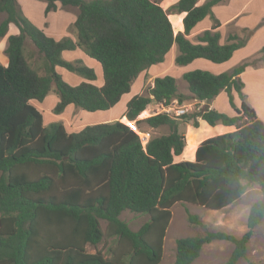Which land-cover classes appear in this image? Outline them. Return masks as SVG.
I'll list each match as a JSON object with an SVG mask.
<instances>
[{
    "label": "trees",
    "instance_id": "1",
    "mask_svg": "<svg viewBox=\"0 0 264 264\" xmlns=\"http://www.w3.org/2000/svg\"><path fill=\"white\" fill-rule=\"evenodd\" d=\"M42 1L45 13L55 10L56 2L77 8L69 26L75 40L45 35L22 13L17 0H0L4 14L0 37L9 23L18 28L17 34L7 37L8 64H0V264H159L174 204L222 209L257 183L261 198L251 204L240 237L206 230L175 240L174 264H191L202 246L213 240L234 244L222 264L245 257L253 229L264 220V123L245 101L239 75L247 66L264 64V45L257 55L224 72L194 69L182 74L189 98L208 102L225 91L233 115L203 108L178 117L159 112L137 119L151 103L186 100L177 91L176 78L167 74L155 77L146 95H133L124 112L138 129L141 123L167 126V133L149 134L143 145L122 119L68 132L60 121L44 125L31 100L41 102L54 91L56 114L69 104L89 112L107 110L130 91L140 72L164 61L173 44L176 65L197 58L221 63L244 46L246 38L230 33L227 42L220 43V23L212 7L222 0L172 4L171 13H185L183 32L176 34L161 0ZM206 16L213 21L211 27L192 41L190 31ZM26 39L42 55L44 73L28 63L23 52ZM75 48L100 64L101 85L89 81L71 85L55 70L60 66L87 80L96 78L80 60L62 58L63 50ZM233 92L241 100L239 107ZM199 118L209 125H234L235 130L201 141L194 160L174 162L173 156L185 146L178 119L198 127ZM125 210L147 214L148 219L132 230L120 218ZM185 211L190 223L202 224L197 214ZM101 220L106 223L104 230ZM104 238L113 239L109 256L86 251L87 244L96 247Z\"/></svg>",
    "mask_w": 264,
    "mask_h": 264
},
{
    "label": "crops",
    "instance_id": "2",
    "mask_svg": "<svg viewBox=\"0 0 264 264\" xmlns=\"http://www.w3.org/2000/svg\"><path fill=\"white\" fill-rule=\"evenodd\" d=\"M177 1L178 0H161L159 4L164 9V7L162 6L163 3L164 6L166 5V10H168V8ZM204 1L205 0H197V4H202ZM17 2L20 5L22 13L36 27L41 29L45 35L56 40L64 36H70L73 40H75L74 35L70 34V32L68 31V27L74 22L76 18V7L69 6L70 8H63L59 2H56V9L45 13V1L17 0ZM37 11L39 13V16L36 13ZM212 13L214 15V18H216V20H218V22L220 23V43H226L227 35L230 33H238L241 37L246 38L244 46L236 49L230 59L225 62L213 63L204 58H197L187 63L186 65H176L174 62V58L177 54V48L176 45L173 44L166 54L164 61L152 64L146 70L140 72L135 79V81H138V85H134V81L131 84L130 91L123 94L120 100L114 106L107 110L89 112L76 108L72 104H69L61 113L56 114L53 112V107L58 101L57 96L52 99L48 107L43 108L42 106V102L47 95L41 102L31 100V103L41 112L44 125H48L50 122L60 121L63 123L65 129L68 132H75L88 124L112 122L115 120L122 121L125 117L124 112L126 109L127 101L133 95L140 92L139 83L144 82L145 76H147L148 79V75H150L153 81V79L157 76H164L169 74L175 77L177 82L182 81V74L184 72L194 69H202L214 74H218L230 69L240 61L258 54L259 49L264 45V0H222L212 7ZM184 15V12L168 13V18L171 24L173 23L172 20L175 22V25L172 24L174 34L183 32L182 19ZM171 17L173 18L171 19ZM212 22L213 21L209 16L204 17L194 26V28L190 31L188 37L193 41L197 34L201 33L205 29H209L212 25ZM17 33L18 28L16 27L14 30L13 23H9L7 33L3 37H0V49H2V51L0 50V64L3 66H6L8 64V57L4 51L7 44V42L5 41V37H8V35L10 34ZM62 56L66 58V60H80L84 65L93 68V70L94 68L97 70L95 73L96 80H87L80 75L74 76L65 72L63 70L64 67H55V70L61 76H63L64 74V76L68 78V81L71 85H76L81 81H89L96 85H101L103 83L100 64L98 62H94L95 60L92 61V58L89 57L80 48L63 50ZM60 71L63 72V74ZM239 77L243 82L242 93L245 95V101L254 109L257 117L264 123V64L257 67L247 66L239 75ZM233 101L236 107L240 106L241 100L237 93L233 96ZM202 105L203 107H206L208 109H215L229 115L234 114V110L228 102L227 94L225 91H221L217 96H215L208 102L202 101ZM138 117H140L138 119H142L146 116L139 115ZM125 121L127 123L129 122L128 120ZM198 122V127H193L190 122L180 123L179 130L185 136V146L187 144V136L189 132L192 134H196L198 133V129L200 128H210V130L199 141H195L193 143L192 152L188 154V156L184 155L183 150L179 155H174V162L182 160H194L195 150L201 141L208 137L232 132L235 130L234 125H224L221 123L209 125L201 118L198 119ZM157 131L158 129L150 127L146 133H157Z\"/></svg>",
    "mask_w": 264,
    "mask_h": 264
},
{
    "label": "rangeland",
    "instance_id": "3",
    "mask_svg": "<svg viewBox=\"0 0 264 264\" xmlns=\"http://www.w3.org/2000/svg\"><path fill=\"white\" fill-rule=\"evenodd\" d=\"M162 6L166 10V5L164 6V4L162 3ZM166 11L167 13L170 12L169 9ZM36 13L39 16L38 11ZM2 17H4L3 13L0 14V21ZM172 18L173 17H171V19ZM172 22H173L172 24L175 25V22L173 20ZM13 28L14 30L16 28L14 24H13ZM69 28L70 27H68V31L70 32V34L73 35L72 29ZM5 41L7 42V37H5ZM0 50L2 51V49ZM23 52L30 66L36 69L39 73H44L42 55L38 53L35 46L28 39H26L24 42ZM62 58L66 60V58H64L63 56ZM91 60L94 61V59ZM66 61H71V60H66ZM94 62L97 61L95 60ZM63 70L71 75L79 76L78 74L69 71L65 68ZM96 71L97 70L94 68L95 73ZM61 73L63 74V72ZM62 78L64 81L69 83L68 78L64 76V74ZM145 79H147V76H145ZM145 79L144 82L139 83L140 92L138 94L146 95L147 88L153 84L152 77L150 75H148L147 80ZM134 85L137 86L138 81H135ZM177 91L185 95L187 98L182 103L177 102V100L175 99L171 100V103L174 107L183 106L185 109H187L188 111L185 114L197 112L202 110L203 108H206L203 107V105H201L200 103L194 102V99L189 98L190 94L188 93L185 81L183 79L182 81H177ZM235 94L236 93L233 92V95ZM55 96H57L56 93L54 91H50L42 102L43 108L48 107V105H50L49 103L52 101V99ZM158 106L159 105H157V103H151L150 106H148L146 112H143L140 115L147 117L151 114H156L158 112H161ZM170 115L174 116L173 113H170ZM138 118L140 117H137V119ZM123 120L125 121L126 119L123 118ZM123 123L127 124L125 122ZM128 123L133 128H136V130L138 129L137 126H135L133 120H130ZM149 128L150 127L147 126L145 123H141L139 125V129L141 132L146 133L149 130ZM154 129H158V131L157 133L149 132L150 135L152 136L160 135L168 132L167 126H161L159 128H154ZM136 130L134 131L136 132ZM209 130L210 128H206V129L200 128L198 129V133L196 134H192L189 132L187 136V144L184 147V151H183L184 155L188 156V154L192 152L193 143L195 141H199L202 137H204ZM260 198H261V191L259 185L257 183H252L246 188L245 192L237 201L222 209H218V210L208 209L193 204H184V205L180 203L174 204L171 208V213H172L171 219L163 239V252L159 264H174L175 240L179 237L202 235L205 233L206 230L225 231L236 237H240L246 231V218L251 204ZM185 208H187L191 213L197 214L200 217L202 224L198 225V224L190 223L187 220ZM120 218L123 221H125L132 230H136L144 221L148 219V215L144 213H134L125 210L121 213ZM105 226L106 223L103 220H101V227L103 230L105 229ZM112 244H113L112 238H104L100 243L97 244L96 247L87 244L86 251L95 252L99 250L105 256H109L108 248L109 246H112ZM233 247L234 244L230 241L213 240L210 243L204 244L202 246L199 256L191 264H222L230 255ZM235 264H264V220L260 222L253 229L252 235L247 243V251L245 257H241L239 260H237Z\"/></svg>",
    "mask_w": 264,
    "mask_h": 264
},
{
    "label": "built area",
    "instance_id": "4",
    "mask_svg": "<svg viewBox=\"0 0 264 264\" xmlns=\"http://www.w3.org/2000/svg\"><path fill=\"white\" fill-rule=\"evenodd\" d=\"M194 102L196 103H200L202 105V101H198L196 99H194ZM157 105H159V109L161 112H165V113H173L174 116L178 117L182 114H185L188 110L185 109L183 106H173L172 103L170 102L169 104H163V103H157ZM193 105V104H192ZM159 113V112H158ZM135 124V121H133ZM129 126V125H128ZM136 126V124H135ZM131 129L136 130V128H133L131 126H129ZM136 133H138L139 135V139L141 141V143L143 145H145L149 139V134L145 133V132H141L140 129L136 130Z\"/></svg>",
    "mask_w": 264,
    "mask_h": 264
},
{
    "label": "water",
    "instance_id": "5",
    "mask_svg": "<svg viewBox=\"0 0 264 264\" xmlns=\"http://www.w3.org/2000/svg\"><path fill=\"white\" fill-rule=\"evenodd\" d=\"M178 122H179V123H182V122H183V120H182V119H178Z\"/></svg>",
    "mask_w": 264,
    "mask_h": 264
}]
</instances>
